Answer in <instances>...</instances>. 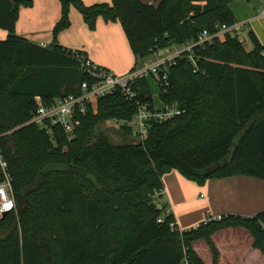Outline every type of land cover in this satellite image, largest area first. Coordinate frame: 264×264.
Listing matches in <instances>:
<instances>
[{"label": "trees", "instance_id": "1", "mask_svg": "<svg viewBox=\"0 0 264 264\" xmlns=\"http://www.w3.org/2000/svg\"><path fill=\"white\" fill-rule=\"evenodd\" d=\"M86 6L59 0L54 41L70 26L74 8L89 30L98 18L119 22L135 63L154 51L195 42L203 31L235 22L233 0H110ZM31 0H0V149L11 178L15 209L0 218V264H203L192 245L203 240L218 263L211 236L244 229L264 255V212L206 219L188 230L170 229L161 197L162 178L176 171L202 186L207 180L245 176L264 181V45L252 31L250 48L224 34L193 49L195 64L179 57L167 70L160 101L184 113L152 122L142 143L113 144L96 128L125 123L137 104L118 92L96 99L79 116L69 140L32 122L37 98L50 104L78 96L88 78L80 51L44 48L15 35L19 7ZM136 100L153 105L146 79L133 87ZM125 137L131 131L122 125ZM163 219V223H158Z\"/></svg>", "mask_w": 264, "mask_h": 264}, {"label": "crops", "instance_id": "2", "mask_svg": "<svg viewBox=\"0 0 264 264\" xmlns=\"http://www.w3.org/2000/svg\"><path fill=\"white\" fill-rule=\"evenodd\" d=\"M81 1L86 6L111 2L110 0ZM141 1L153 3L152 0ZM263 2L264 0H233L228 4L234 20L241 24L246 23L247 33L252 31L261 45H264V20L257 19L256 15ZM241 5L247 7V14L244 13ZM59 18V0H31L30 6L19 7L15 35L44 48L53 47L56 42L63 49L80 51L91 63L116 75L126 74L135 65V57L119 22H106L98 18L94 30H89L79 12L70 8L71 24L68 29L60 32L54 41L52 30ZM6 37L7 32L0 29V40ZM142 60L144 59L137 63ZM149 79L147 78L146 82L152 95L153 105L158 108L162 102L158 92L156 98L153 96ZM36 100L40 101L39 98ZM162 181L163 191L158 203L163 206L165 215L172 216L175 228L181 231L197 227L208 218L218 219L228 215L251 218L264 212V181L262 180L234 176L207 180L202 186H198L184 179L176 171H171L163 176ZM234 229L241 230V228ZM234 229H225L211 236V242L218 253L217 264H250L251 259L256 261L255 264H264V255L252 248V238L248 233L238 234L248 240V246L243 253L240 252L236 260L230 263L228 257L232 246L228 248L225 246L227 239H224V234ZM192 249L201 258L198 254L199 250L195 246H192ZM247 255L250 259H245ZM203 264L206 263L203 261ZM209 264H212V257Z\"/></svg>", "mask_w": 264, "mask_h": 264}, {"label": "built area", "instance_id": "3", "mask_svg": "<svg viewBox=\"0 0 264 264\" xmlns=\"http://www.w3.org/2000/svg\"><path fill=\"white\" fill-rule=\"evenodd\" d=\"M256 18L264 20V2L258 9ZM246 26V23L241 24L236 21L229 26L217 25L213 35H209L207 31H203L195 42L187 43L181 47L171 45L168 48L154 51L140 63H135L133 68L124 75L113 74L103 68L97 67L87 58H82L79 61V68L81 73L88 78V82L84 81L80 85L79 95H65L45 105L37 101V110L32 118V122L47 132H49L50 127L58 126L70 140L79 126V116L86 113L88 106L93 107L96 99L118 92L127 101H133L137 104V112L128 122L111 121H113L117 129H121L122 125H126L131 131L128 138L132 143H142L146 137L147 129L152 122L163 123L169 121L183 114L184 110H181L177 105L162 103L158 108L154 105L149 108L147 104L139 103L133 90L135 83L141 79L153 78L156 81L158 94L160 95L162 92L160 89L169 87L167 70L175 63L177 58L185 56L195 64L193 49L203 46L206 42H210L213 38L221 37L224 34L235 35L238 41L247 48ZM148 57L152 59L148 60ZM10 191L11 178L7 163L2 157L0 149V218H2L3 214H7L15 209V203L10 195ZM158 223L162 224L163 219H159ZM169 227L170 229H176L174 223H170ZM182 264H188L187 260L184 259Z\"/></svg>", "mask_w": 264, "mask_h": 264}, {"label": "rangeland", "instance_id": "4", "mask_svg": "<svg viewBox=\"0 0 264 264\" xmlns=\"http://www.w3.org/2000/svg\"><path fill=\"white\" fill-rule=\"evenodd\" d=\"M242 10L244 11L245 14H247V7L241 5ZM241 10V13L243 14V11ZM249 42V41H247ZM250 42L248 43L247 49L248 47H250ZM246 47V46H245ZM150 84H151V90H152V94L153 96L156 98L157 92H158V87L156 84V81L153 78L149 79ZM104 133V135H106L109 140L113 143V144H124L127 143V141L132 142L129 138L125 137V135L123 134V132L120 129H117L115 127V124L113 123V121L108 120L103 122L102 124H99L96 128V134L97 133ZM159 195L154 197L155 201L156 199L158 200ZM196 229V227H194ZM239 233H247L246 231H244L243 229L239 230V229H234L233 231L227 232L226 234H224V239H227L225 246H232V251H229V261L230 263L233 260H236L239 257L240 252L243 253L244 249L247 248L248 246V240L246 241V239L241 238V236H239ZM245 235V234H244ZM248 235V234H247ZM248 237V236H247ZM193 247L195 246L197 248V250H199L198 254L201 256V258L203 260H201L202 262L204 261L206 264H209L210 262V258H211V254L206 246V243L203 240L197 241L196 244L192 245ZM229 247V248H230ZM197 255V254H196ZM200 258V257H199ZM200 258V259H201ZM250 259L249 256L247 255V257H245V259ZM255 260L251 259L249 261V263H254L255 264Z\"/></svg>", "mask_w": 264, "mask_h": 264}, {"label": "water", "instance_id": "5", "mask_svg": "<svg viewBox=\"0 0 264 264\" xmlns=\"http://www.w3.org/2000/svg\"><path fill=\"white\" fill-rule=\"evenodd\" d=\"M6 214H3L2 217H4Z\"/></svg>", "mask_w": 264, "mask_h": 264}]
</instances>
